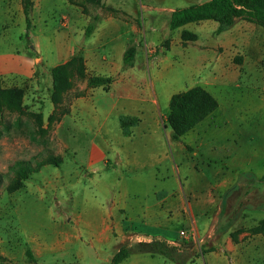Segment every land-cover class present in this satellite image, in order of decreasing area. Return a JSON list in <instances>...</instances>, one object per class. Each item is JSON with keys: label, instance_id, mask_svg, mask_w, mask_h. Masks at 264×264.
Segmentation results:
<instances>
[{"label": "rangeland", "instance_id": "374dc122", "mask_svg": "<svg viewBox=\"0 0 264 264\" xmlns=\"http://www.w3.org/2000/svg\"><path fill=\"white\" fill-rule=\"evenodd\" d=\"M204 1L100 0L97 5L87 4V14L72 4L88 21L97 14L96 28L89 36L77 31L71 34L68 29L67 57L48 61L49 38L63 40L66 35L68 14L64 12L68 5L55 0L46 1L43 10L38 5L32 9L31 0L30 25L26 29L19 11L21 0H10L8 7L5 0H0L1 60L21 63L29 56L41 59L27 76L0 69V264H34L26 257V248H33L38 264L80 263L74 254L44 258L43 236L66 235L67 223L54 218L79 203V190L91 186V173L77 169V158L108 157L111 163L107 165H113L112 152L101 153L100 138L90 144V116L86 113L106 98L114 79L96 72V61L114 58L129 43L135 46L133 64L121 69L133 79L141 78L135 87L151 93L163 115L168 111L169 96L189 87L201 86L217 101L214 111L181 136L182 146L187 147L183 146L180 158H189L191 163L194 158H229L242 144L243 157L260 158L259 165L264 166V28L244 19L222 32L216 31L218 23L211 19L169 28L172 10ZM6 11L11 14L6 16ZM182 29L192 31L196 38L183 43ZM77 55L82 58L83 71L78 73L77 65H70L68 86L53 93L51 68ZM92 76L110 80L92 83ZM75 107L84 114L73 115ZM163 115L161 123L165 125ZM121 118L123 134L138 120ZM20 160L29 161L35 168L24 179L10 169ZM38 162L43 163L38 166ZM260 181L264 183V176ZM50 214L52 223L45 221L51 220ZM195 215H199L197 210ZM173 224L169 236L175 237L178 231V237L172 240L189 247L186 241H195L196 229L192 226V234L180 240L179 229L185 227L179 228L180 222ZM135 229L139 235H147L142 232L144 227ZM77 237L75 231L73 244ZM155 238L163 239L153 237L149 241ZM58 240L54 238L55 243ZM123 244L131 252L146 249V243L136 239ZM195 245L199 248L198 240ZM198 248L191 250L186 264H204V249L202 245L200 251Z\"/></svg>", "mask_w": 264, "mask_h": 264}, {"label": "crops", "instance_id": "0c3cea01", "mask_svg": "<svg viewBox=\"0 0 264 264\" xmlns=\"http://www.w3.org/2000/svg\"><path fill=\"white\" fill-rule=\"evenodd\" d=\"M9 1L5 0L6 7ZM32 1L31 8L38 5L41 10L46 1L55 2ZM60 1L68 5L64 12L68 14V26L63 40L53 36L47 41L48 61L66 58L68 29L71 34L84 33L88 21L67 0ZM19 11L24 20L22 6ZM7 14L11 13L6 11ZM123 51L122 47L114 58L104 61L97 57L96 72L114 79L106 98L86 113L90 116L87 119L90 144L100 138L102 149L97 147L102 154L105 150L112 152L113 165H107L111 163L108 157L77 158V169L91 173V186L79 190L82 196L79 203L54 218L59 223L64 220L69 229H65L66 235L43 236L42 256L55 259L61 254H74L80 264L101 260V264H109L113 253L128 239L146 242L159 237L170 243L177 241L172 239L178 237V231L171 237L169 228L180 222L179 228L193 226L197 236L193 243L186 241L189 247L184 243L176 247L192 253V249L198 248L195 245L198 240L199 251L201 245L204 249L201 250L204 264H255L257 261L264 264V235L249 232L250 227L264 218L261 186L264 183L260 181L264 166L259 165L260 158H244L242 144L235 147V155L229 158H194L193 163L189 158H180L183 146L187 145L182 146V138L169 139L170 129L161 123V105L151 93L135 87L136 83L140 85L141 78L133 79L127 71H122ZM25 59L21 63H4L0 58V69L27 76L41 59L35 56ZM82 114L83 110L73 108V115ZM124 116L138 118L126 127L127 134H123L120 126V118ZM210 153L211 150L208 157ZM50 217V221H45L52 223L51 214ZM137 226L144 227L145 237L137 233ZM75 231L78 237L73 244L71 237ZM57 237L59 240L55 243ZM168 261L160 255L131 252L119 264H170Z\"/></svg>", "mask_w": 264, "mask_h": 264}, {"label": "trees", "instance_id": "16d2710c", "mask_svg": "<svg viewBox=\"0 0 264 264\" xmlns=\"http://www.w3.org/2000/svg\"><path fill=\"white\" fill-rule=\"evenodd\" d=\"M70 4L81 7V11L88 13L87 4L97 5L100 0H67ZM22 10L24 14L26 29L30 25L29 10L31 0H21ZM99 16L92 14L84 28V35L89 36L95 28ZM211 19L218 23L216 31L222 32L230 27L238 19H244L260 25L264 28V0H206L201 3L190 4L171 11L169 18V28L174 29L183 26L189 22H197L201 20ZM180 38L184 42L193 41L196 38L195 33L190 30L182 29ZM135 55V46L133 43L127 44L124 48L122 61L125 66L133 64ZM76 64L78 73L83 71L82 58L80 55L72 57L69 61L53 66L50 70L53 93L66 89L68 86L69 67ZM92 83H102L110 80L108 77L92 76ZM1 93V87H0ZM217 107L216 99L203 87L193 86L184 90L172 93L168 99V111L163 119L165 125L170 129L169 139L171 141L180 140L188 130L204 119ZM128 119V118H127ZM122 121V118H121ZM38 162L37 165H42ZM19 178H26L29 172L35 171V168L29 161H17L10 167ZM1 177V175H0ZM251 233H260L264 235V218L249 228ZM146 243L144 252L150 255H160L175 264H186L189 259L190 252L179 250L176 246L169 244L164 239H152L151 241H139L138 243ZM131 253L129 247L125 244L113 253L109 264H119L128 254ZM26 257L34 264H38L29 248L25 250ZM60 264H80L65 263Z\"/></svg>", "mask_w": 264, "mask_h": 264}, {"label": "built area", "instance_id": "2783aa9c", "mask_svg": "<svg viewBox=\"0 0 264 264\" xmlns=\"http://www.w3.org/2000/svg\"><path fill=\"white\" fill-rule=\"evenodd\" d=\"M193 228L190 227H186V228H181L179 229V237L183 240V239H187V236L189 233L192 234L193 232ZM173 244L177 247H182V243L180 241H175L173 242Z\"/></svg>", "mask_w": 264, "mask_h": 264}]
</instances>
